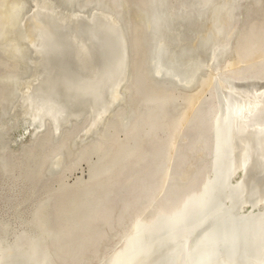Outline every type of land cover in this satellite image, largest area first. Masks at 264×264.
Instances as JSON below:
<instances>
[{
    "label": "bare ground",
    "instance_id": "obj_1",
    "mask_svg": "<svg viewBox=\"0 0 264 264\" xmlns=\"http://www.w3.org/2000/svg\"><path fill=\"white\" fill-rule=\"evenodd\" d=\"M138 2L136 26L142 24L147 38L142 47L130 0H0L5 169L10 153L21 157L46 140L35 180L47 181L76 169L96 141L112 138L114 130L108 129L114 123L135 125L122 134L121 146L114 142L117 156L102 166L110 189L89 205L83 204L90 188L85 191L82 207L92 212L76 213L77 225H56L53 234L47 232L51 242L41 236L12 249L0 247V264H26L22 257L29 254L44 264H135L128 259L137 230L184 233V213L192 204L202 207L201 201L213 203L214 244L226 248L227 260L241 259L245 246L254 250V264H264V244L246 246L264 226V0ZM145 79L149 90L140 85ZM142 90L149 92L141 109L127 111ZM227 187L238 214L218 195ZM188 188L189 196L180 195ZM147 238L138 255L148 252Z\"/></svg>",
    "mask_w": 264,
    "mask_h": 264
},
{
    "label": "rangeland",
    "instance_id": "obj_2",
    "mask_svg": "<svg viewBox=\"0 0 264 264\" xmlns=\"http://www.w3.org/2000/svg\"><path fill=\"white\" fill-rule=\"evenodd\" d=\"M130 1H131L130 6H132L131 9H132V12L134 13V16H135V18H134L135 19L134 20L135 29L139 33V35L137 36V39H138V41H139V43L141 44V47H142V45H143L142 42L145 43V41H146L145 39H147V38H145L146 34L144 33V30L142 29V27H143V26H141L142 24L136 26V23L137 24L139 23L137 21V20H139V18L137 17V14H139V11L141 9L142 4H141L140 7H138L139 6V2H138L139 0H133V1L130 0ZM138 9H139V11H137ZM142 33H143V35H142ZM143 39L145 41H143ZM147 45H148V43H147ZM144 47H145V45H144ZM138 58L140 60V56L137 54L136 55V63L139 61V60L137 61ZM140 63L141 62H139V64ZM144 65H145V62H144ZM144 78H147V77L144 76ZM146 80L147 79H145L143 81L142 80L140 81L141 87L142 86H144V87L148 86ZM161 85H163V84H161ZM164 85L168 86V87H171V86L166 85V84H164ZM144 87H142V88H144ZM145 89H147V88H145ZM149 89H150V87L148 88V90ZM143 90L141 91V93H143ZM160 90H161L160 92H162L164 89L162 90L160 88ZM148 92L149 91L146 90L143 93L144 95L140 93L137 96V98L135 99V101L133 102V104L131 105L132 107L130 106L131 109L128 108L127 111H132V110L135 111L136 109H141L140 101L147 97V96H145V93H148ZM164 92H165V94H167L166 90H164ZM141 98H143V99H141ZM120 110H118V113H119ZM133 113H134L135 116H137V114H135V112H133ZM132 119H134V118H132ZM144 119L148 120V118H144ZM142 123H144V121ZM132 126L135 127V125L132 123V121H130V124H125L122 127H121V125H119L118 122L116 124L114 123L112 129H111V126H110V129H108L109 130L108 132H110V131L112 132L114 130L112 132L113 136L111 135L112 138H110L108 140H105V141H102V142L96 141L87 150L83 149L84 151H83V154L80 156V160H79L80 162L79 161L76 162L77 163L76 169L74 168V170L72 172L69 171V172H67L65 174L58 175V177L52 176V178L48 179L47 181H43V180L39 181V179H38V184H36L35 176H37L38 171H39V167L41 166V160L43 159L44 150L48 146L46 140H43V141L40 140L33 149H29V150L25 149L26 151L23 150L24 152H22V154L23 153L24 154L21 157L15 155L13 153L12 154L10 153V155H8V157L11 160L9 162L8 168H6V169L4 168L5 162L3 163V162L0 161V247H6L8 249L9 248L12 249L14 246L23 245L27 241H35L36 242L37 241V237H41V236H42L41 238L44 237L43 238L44 241L51 242L52 240H50V239H52L51 237L53 236L52 235L53 231L59 229L60 227H62L63 223L66 224L67 222H70V223L73 222V223H76V225H77V223L79 224V222L76 221V220H78V214H76V213L80 212L81 217H85V215L87 213H91L92 212L91 208H86V206H84V207H82V206L86 205L89 202L88 200H91V202L95 201V200H92V198L98 197L99 194L103 193L108 188L107 186H108L110 178H108V176L106 174H103V172H102V170H103L102 168L103 167L102 166L105 163H109V162L111 163V161H113V159L117 156V153H118L119 150H118V146L116 147V145H114V142H116L119 145V142L123 139L122 137H124L122 134L125 135L127 132H130V130H132L131 129ZM119 136H120V139L116 140V138L119 137ZM42 138H44V137H42ZM119 146H121V145H119ZM102 147L104 148V150H102ZM109 147H111V148H109ZM19 149L20 148H16L15 147L13 150L19 151ZM97 149H99V150H97ZM141 149H143V147H141L140 150ZM113 152H115V153H113ZM139 152H142V150L139 151ZM109 153H113V154H109ZM109 155H111V156L109 157ZM28 156H30V158ZM26 158H28V160L29 159L30 160L28 161V160H26ZM105 158H106V160H105ZM101 160H103V161H101ZM108 160H109V162H107ZM115 160L117 161V164L120 163V161L117 160V158ZM28 162H30V163H28ZM117 166L121 167L122 165L121 166L117 165ZM29 167H31V168H29ZM34 172L36 174H34ZM100 173H102V176H101L102 178L99 177L101 175ZM81 174H82V176H81ZM98 174H99V176H98ZM91 175L94 176V177L96 176L97 179H95L96 177L94 179L91 178ZM82 177L85 180L88 177L87 179H88V181L89 180L90 181L89 182H87V180L84 181V179H82ZM113 179H115V178L113 177ZM98 180H101V181L98 182ZM83 181H84V183H81ZM88 183H90V184H88ZM91 184H92V186H91ZM103 184H105V185H103ZM80 186H82V187H80ZM88 188H90L91 197L88 196L89 199L87 198V200L84 202V200L86 199L85 197L87 196L85 191L88 190ZM104 188H105V190H103ZM109 189L110 188H108V190ZM70 190H71V192H70ZM74 193H76V194H74ZM72 195L75 196V197H73ZM19 199L21 200L20 202H18ZM78 200H80L81 202L78 201ZM82 202H84V204ZM16 203H18V204H16ZM14 204L16 206H14ZM35 204L37 206L39 205L38 207H40L41 209L43 208L42 211L44 210V212H42L39 208L35 207ZM87 205H89V204H87ZM46 206L49 207V208H47ZM57 206L59 208H61V209H59ZM65 206H67V207H65ZM65 208H67V209H65ZM63 209H65V210H63ZM84 209L86 211L82 212ZM48 211H50V212H48ZM17 213H19V214H17ZM84 213H86V214L83 215ZM39 214H40V216H39ZM41 214H43V216ZM59 215H62V216L65 215V216H63V219H61L59 217ZM37 216H39V217H37ZM45 216H46V218H45ZM70 216H72V217H70ZM40 217H44V218H42L43 220ZM64 217H66V218H64ZM37 219H40V221L38 222ZM44 219H46V220H44ZM3 220H4V222H3ZM33 220L36 221V222H34ZM48 220L50 221V223H48L49 222ZM22 221H24L25 223H23ZM31 221H33V224L31 223ZM41 221H43V224H42ZM44 221H45L46 224H44ZM5 223H7V224H5ZM20 223H22L21 224L22 226H20ZM34 223H36L38 225H36ZM40 223L42 224L43 227L41 226ZM47 223H48V225L49 224L50 225L47 226ZM29 224L35 225V226H31ZM53 224H55V226L59 225V228H58V226H56V227L54 226L56 229L52 228ZM1 225H2V227L3 226L4 227L2 228ZM23 225H24V227H23ZM25 225L26 226L29 225L27 227L28 229L26 228ZM45 225H46V228L48 227L47 228L48 230L45 228ZM9 226H10V228H8ZM31 228L33 229L32 231H31ZM1 229H3V230H1ZM5 229H6V231H5ZM37 230H38V232H37ZM40 230H43V231L40 232ZM44 230H45L46 234L42 233V232H44ZM20 231H21V233H20ZM34 231H36V232H34ZM47 232H49V233L52 232V234H47ZM28 234H31L30 237H29ZM21 235H24V236H21ZM32 235L35 238H33ZM37 235H39V236H37ZM4 236H7L8 238L4 237ZM17 236L19 237V239L17 238ZM24 237H26V238H24ZM20 238H22V239L20 240ZM41 238H40V240H41ZM48 238H49V240H48ZM14 239H15V241H14ZM1 240H3V241H1Z\"/></svg>",
    "mask_w": 264,
    "mask_h": 264
},
{
    "label": "water",
    "instance_id": "obj_3",
    "mask_svg": "<svg viewBox=\"0 0 264 264\" xmlns=\"http://www.w3.org/2000/svg\"><path fill=\"white\" fill-rule=\"evenodd\" d=\"M203 3V0H199ZM150 13H154V8L151 6ZM153 20V18H151ZM153 30L151 29V32ZM165 84V83H162ZM170 86V85H169ZM204 105L207 106V101L204 100ZM206 112L199 115V122H205ZM126 124V122H124ZM258 180H262L259 175ZM169 186H171L169 184ZM172 187H169L168 192ZM190 189L183 190L180 195L189 196ZM224 191V192H223ZM222 192H218V195L225 200L228 206H231L232 212L238 214L239 206L234 200V195L230 187H227ZM167 192V193H168ZM192 195L190 196V198ZM189 198V199H190ZM210 198V197H209ZM202 207L192 204L189 208L191 210L184 213L180 223L186 227V232L176 234L172 232L170 228L163 229L158 233L152 235L145 234L146 230L139 229L136 231V240L131 243L129 248L133 255H130L129 261H136V263L142 264H254L251 260L253 258L254 250H248L245 246H242L241 259L235 261H228L225 252V247L214 244L213 232L217 229L216 219L213 215H210L213 203L209 204L207 201L202 202ZM206 206H209L205 208ZM169 209V205L167 204ZM242 222L247 221L245 218H240ZM257 236L253 238L252 244H247L248 247H254L256 245L264 244V226L256 229ZM148 235L150 241L149 250L147 253L138 255L139 249L143 246L144 238ZM212 235V236H211ZM144 236V237H143ZM257 242V244H255ZM36 251V250H35ZM129 252V253H130ZM34 253V252H32ZM130 253V254H131ZM30 255V254H29ZM29 255H25L23 261H28V264H39L41 260H32ZM27 257V261L25 258ZM44 264V261H43Z\"/></svg>",
    "mask_w": 264,
    "mask_h": 264
}]
</instances>
